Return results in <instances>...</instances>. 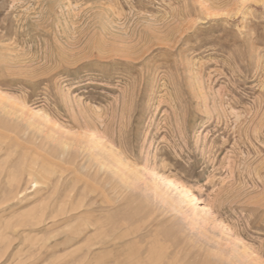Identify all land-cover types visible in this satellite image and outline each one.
<instances>
[{
  "label": "rangeland",
  "instance_id": "obj_1",
  "mask_svg": "<svg viewBox=\"0 0 264 264\" xmlns=\"http://www.w3.org/2000/svg\"><path fill=\"white\" fill-rule=\"evenodd\" d=\"M0 264H264V0H0Z\"/></svg>",
  "mask_w": 264,
  "mask_h": 264
}]
</instances>
